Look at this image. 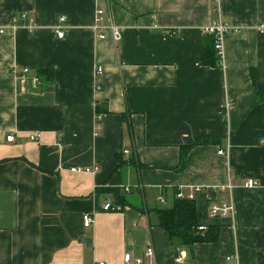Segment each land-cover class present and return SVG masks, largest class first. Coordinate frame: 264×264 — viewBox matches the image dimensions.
I'll return each instance as SVG.
<instances>
[{"label": "crops", "instance_id": "crops-1", "mask_svg": "<svg viewBox=\"0 0 264 264\" xmlns=\"http://www.w3.org/2000/svg\"><path fill=\"white\" fill-rule=\"evenodd\" d=\"M21 14L32 20L12 26ZM218 17L230 28L224 59L207 67L204 30ZM261 25L264 0H0V264H126L128 253L141 264H264ZM208 135L216 142L199 145ZM197 188L206 230H196L218 238L190 246L157 210ZM107 189L124 194L120 210L103 211L115 201ZM231 204L234 216L210 215Z\"/></svg>", "mask_w": 264, "mask_h": 264}, {"label": "trees", "instance_id": "trees-1", "mask_svg": "<svg viewBox=\"0 0 264 264\" xmlns=\"http://www.w3.org/2000/svg\"><path fill=\"white\" fill-rule=\"evenodd\" d=\"M221 63L220 57L215 49V38L206 35L202 50V64L207 67H219L221 66ZM48 72L52 73L51 71ZM44 73L45 71L40 72L38 75L39 78ZM259 95L261 94L259 93ZM99 112L101 111L99 110ZM216 140L217 137L208 135L199 145L214 144ZM193 147L194 145L182 147L178 170H181L184 167L186 156ZM103 191L113 194L115 198L113 205L118 207V210L121 209L118 205H121L122 207L125 205L123 204L125 196L120 191L115 189H107ZM157 213L160 220V227L165 229L172 239H177L180 243L193 246L196 243L215 241L218 238V230L215 228H210V232L206 233H200L196 230L199 223L198 213L194 202L177 200L174 207L170 209H158Z\"/></svg>", "mask_w": 264, "mask_h": 264}, {"label": "built area", "instance_id": "built-area-1", "mask_svg": "<svg viewBox=\"0 0 264 264\" xmlns=\"http://www.w3.org/2000/svg\"><path fill=\"white\" fill-rule=\"evenodd\" d=\"M216 2H218L219 0H215ZM104 14L103 10H99L98 11V15L102 16ZM100 18V17H99ZM98 18V25L97 28H99V19ZM23 20L24 22H28L29 20L31 21L32 19L29 18L28 14H21L20 16L18 15H13L11 18V23L12 26H16L18 24L19 20ZM65 22V18L62 17L60 18V23L56 26V33L58 34L59 38H63L64 33H63V23ZM30 28H32L30 26ZM110 30L112 32L113 38L115 41H120L122 39V30L119 27H116L114 25H110ZM230 30V28L223 22L221 17H218L217 19H215L212 24H210L208 27L205 28L204 30V34L207 36H213L215 38V49L217 50L218 56L220 57L221 62H223L224 59V37L225 35L228 33V31ZM260 32L264 33V25H261L259 28ZM5 30L2 29L1 33H4ZM99 38L100 39H104L105 35L104 34H99ZM27 72V70L25 71ZM103 73V68L98 67L97 68V74L101 75ZM98 88H100V86H98ZM229 108V105H228ZM102 116L98 115V121H101ZM98 128H100L98 126ZM32 139H35V137L32 136ZM8 141L12 142L15 140V137L13 135L8 136L7 138ZM127 153V151H126ZM229 153V151L225 152L223 150H221L219 152L220 155H227ZM98 168H94L92 169H87L85 170L86 172H96ZM72 171H81L80 169L77 168H73ZM247 186L249 188H254L258 186V182L254 181V180H249L247 182ZM125 191L126 192H130L131 188L130 187H125ZM196 192H200V189L197 188L195 190V192H192L188 195L184 194L183 192H181L180 190L177 192L176 194V198L179 200H188V201H194L195 200V194ZM159 200L161 202H165L164 198L162 196L159 197ZM118 210V207L114 206L112 204V202H106L103 205V211L105 212H115ZM210 215L212 217H228V216H234L235 215V205L231 204V205H223V206H217V205H213L211 207L210 210ZM83 220H84V226L85 227H89L92 222H93V217L91 214H85L83 216ZM197 230L200 231H204L206 230L205 226H198ZM146 255L148 257H153L155 255V250L152 246H149L146 252ZM232 258V256L228 257V260H230ZM125 263L126 264H141L140 259H134L132 254L128 253L125 254ZM99 264H105L104 262H101Z\"/></svg>", "mask_w": 264, "mask_h": 264}, {"label": "rangeland", "instance_id": "rangeland-1", "mask_svg": "<svg viewBox=\"0 0 264 264\" xmlns=\"http://www.w3.org/2000/svg\"><path fill=\"white\" fill-rule=\"evenodd\" d=\"M161 207H164V205H160Z\"/></svg>", "mask_w": 264, "mask_h": 264}, {"label": "water", "instance_id": "water-1", "mask_svg": "<svg viewBox=\"0 0 264 264\" xmlns=\"http://www.w3.org/2000/svg\"><path fill=\"white\" fill-rule=\"evenodd\" d=\"M84 241L86 242L87 240L86 239H84ZM88 243V242H87Z\"/></svg>", "mask_w": 264, "mask_h": 264}]
</instances>
